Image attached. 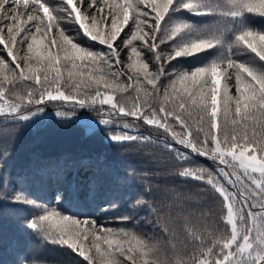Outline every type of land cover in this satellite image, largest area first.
I'll list each match as a JSON object with an SVG mask.
<instances>
[{"label":"trees","instance_id":"obj_1","mask_svg":"<svg viewBox=\"0 0 264 264\" xmlns=\"http://www.w3.org/2000/svg\"><path fill=\"white\" fill-rule=\"evenodd\" d=\"M116 2L122 0H108L107 4L101 0L98 5L103 11L95 14L102 28L110 26V20H105L108 5ZM183 2L185 0H176L161 23L157 40L164 42L159 44L162 57L159 62L155 53L140 41L132 45L140 51L139 58L131 53L130 48H125L124 39L135 30V25L130 23L122 33L124 39L116 44L120 51L118 66L109 67L99 62L74 68L71 61L65 60L64 51L50 43V38H59V29L49 31L44 37V44L48 45L46 49L41 46V51L58 54L55 67L61 73L59 80L53 79L56 76L54 69H49L46 83H38L35 78H21L19 70L12 71L18 64L27 73L25 62L19 59L8 64L7 60H12L9 57L7 66H0V82L5 85L6 92L3 98L22 105L14 114L0 113V264H88L76 251L53 240L57 227H72V221L63 220V216L92 220L103 226L97 232L100 237L108 235L105 230L111 229L113 237L124 240L125 248L133 249L131 255L135 264H193L201 256H206L207 260L214 258L207 255V249L212 247L209 241L227 237L228 226L222 219L225 215L223 197L206 180L209 175L217 176L229 192H240L238 186L234 187L220 176V165L215 160L180 145L163 128L120 113L119 108L123 106L127 111L134 104H143L145 109L157 112L161 107L178 110L171 86V81L176 79L173 73L190 72L213 61L231 58L264 71V60L236 43V36L241 31L264 32V15L249 12L237 17L228 15L230 0H195V10L183 8ZM44 3L54 11L67 7L65 0H44ZM20 11L23 12V8ZM65 17L67 13L61 11L59 25L75 43L93 52H109L106 45L85 35L74 19ZM22 20L26 22L24 26H30L26 17ZM178 25L187 27L174 38L167 39ZM32 31L35 32V28ZM3 35H7L6 29ZM23 35L21 32L17 40L23 39ZM37 38H40L39 34ZM199 39L217 42L211 48L167 62L174 49ZM28 42H31L30 37ZM13 47L18 50L19 57H29L31 67L40 68L37 75L42 81L47 62L38 64L37 54L28 52L26 43ZM133 61L147 63L152 73L164 68L157 93L152 94L151 87L147 86L149 94H145L143 75L137 83L135 71L128 67ZM76 63L81 62L77 60ZM69 72L73 73L71 78ZM117 72L123 75H114ZM225 84L228 95L234 97V73L226 81L221 79V92ZM175 87L176 93L183 95V86L178 80ZM57 88L77 101L85 99L89 104L95 98V103L89 107L79 106L65 100L52 101L47 96L41 104L28 103L29 93L34 94L35 101L42 91L56 93ZM166 89L171 93L168 96L165 95ZM98 92L100 95L111 94L116 107L96 101ZM220 107L222 109L223 105ZM234 107L233 101V111ZM37 109L40 114L20 115ZM82 116H89L99 123L89 126L79 119ZM168 123L177 135H184V129L174 120ZM247 127L249 135L254 127L257 135L264 132L259 124L253 126L249 123ZM113 135L137 139L117 141ZM179 154H183L184 159H179ZM184 169L202 172L205 180L181 175ZM141 199L144 203L137 204L136 201ZM252 203L250 200L244 208L241 230L249 224L248 209ZM179 209L191 221L187 230L196 231L203 244L185 234L182 221L179 225L175 223L174 217ZM46 210L57 211L60 215L52 217L38 229L31 228L29 222ZM257 210L252 208L254 212ZM85 226L81 224V227ZM166 226L170 227L167 232L164 231ZM121 230L130 235L124 237ZM85 243L95 254L92 237ZM100 243L101 253H105L107 246L102 240ZM257 252L264 255V245L254 243L253 256L245 257L243 264H257ZM115 258L125 260V257ZM111 259L106 254L97 256L96 264H108ZM260 264H264V260Z\"/></svg>","mask_w":264,"mask_h":264},{"label":"snow or ice","instance_id":"obj_2","mask_svg":"<svg viewBox=\"0 0 264 264\" xmlns=\"http://www.w3.org/2000/svg\"><path fill=\"white\" fill-rule=\"evenodd\" d=\"M67 7L65 9H50L44 0H0V66H7L14 60H23L25 68H20L16 64L12 71L19 70L21 78L29 80L35 78L38 83H46L49 80L48 71L54 69L56 76L54 80H59L61 73L55 65L58 61V54L41 51V46L46 49L48 45L44 44V37L53 29H59L58 39H51L50 43L57 45L65 53V60L71 61L74 68H85L87 64H96L103 62L109 67L118 66L120 63V51L116 48V44L124 39L122 33L129 28L130 23L135 25V30H131L127 39H124L125 48H130L132 54L141 56L137 47L132 46L133 42L140 41L145 48L155 53V59L159 62L162 57L159 55V44L163 40L158 41L157 35L165 16L168 14L176 0H122L108 5V13L105 20H110V26L106 29L102 28L101 21L98 20V11H103L101 0H65ZM107 4L108 0H102ZM231 7L228 15L237 17L244 12L264 15V0H230ZM183 8L195 10L197 4L195 0H185L181 5ZM23 8V12L20 9ZM66 12L67 17L72 18L79 25L82 32L94 41H98L109 48L108 53L93 52L87 48L81 47L74 42V38L65 34L60 27L58 17L60 12ZM22 17L27 18L30 26H24L25 21ZM20 23H17V22ZM186 25H178L173 28L167 39H172L177 33L182 31ZM35 28V32L32 29ZM5 29L7 35H3ZM23 32V39L17 40V36ZM37 34L40 38H37ZM29 37L31 42H28ZM217 41L214 39H199L191 44L174 49L169 54L167 62L175 57L182 55H191L204 49L214 46ZM27 44L28 52H35L37 63L47 62L44 68V76L41 81L37 73L40 68H33L28 64L29 57L18 56V50H14L13 45ZM236 43L241 44L244 48L255 53L260 60H264V32L253 30L241 31L236 36ZM79 60L81 63L77 64ZM137 75V83L143 75L145 94L148 95L147 86L152 89V94L157 93L159 81L164 75V68L161 67L157 73L149 70L147 63H137L133 61L128 64ZM235 74L236 95L234 97L228 95L227 84L224 85L221 92V79L225 81L230 75ZM114 75H123L121 72ZM176 79L171 81L172 93L176 94L177 109L168 110L161 107L158 112L152 109H145L143 104H134L133 107L125 111L124 107L119 108L120 113L143 119L144 122L151 126L163 128L165 132H170L172 138L179 143L190 148L192 151L203 154L220 165L219 174L226 178L234 187L239 188L242 200H238L235 192H229L220 182L217 176L209 175L206 182L212 185L223 197V206L225 215L222 217L223 222L228 226L227 237H222L216 241H209L212 247L207 249V255L214 257L209 260L193 261V264H243L245 257L253 256V244L264 245V132L257 135V131L248 133V124L253 126L259 124L264 129V71H258L244 63L237 62L234 59L227 58L223 61H213L210 65L198 67L190 72L180 71L173 73ZM73 73L69 72V78ZM131 79V78H129ZM180 82L183 95L176 93V82ZM171 93L166 89L165 95ZM6 95L5 85L0 82V99ZM100 93H97L99 96ZM47 99L65 100L72 103H78L79 106H90L85 99L75 100L72 95H66L57 88L56 95L51 92H41L40 98L34 101V94L29 93L28 103L41 104ZM234 101V111L232 103ZM102 103L112 104L113 97L107 96ZM92 103H95L93 98ZM223 105L222 109L220 105ZM8 112H19L22 105L8 104ZM39 110V109H37ZM3 111V107H0ZM185 113H188L185 116ZM59 115H63L60 113ZM222 116V120H221ZM174 120L182 129L184 135L180 136L175 133L172 126L168 123ZM107 122V121H105ZM127 127V125H125ZM229 128L231 130H229ZM195 132V136L193 133ZM202 134V138H201ZM112 138L117 141L137 139L133 136L113 135ZM195 140V142H194ZM199 145V146H198ZM171 147V146H170ZM179 159H184L183 154L178 155ZM183 176L194 177L196 179L205 180L204 174L197 170L184 169L180 173ZM252 201L251 207L248 209L247 227L241 230L240 225L244 220V208ZM137 204L144 201L137 200ZM179 208V206H177ZM257 208L258 211H252ZM182 209L176 211L174 217L175 223L183 222L185 234L192 237L193 241L204 243L203 239L197 235L196 231L187 230L191 221L187 216L182 215ZM60 215L57 211L46 210L42 215L33 218L29 222V226L38 229L45 222L51 221L52 217ZM63 220H71L72 227H57L56 235L53 240L70 247L82 256L88 264H96V257L107 255L112 257L108 264H135L131 255L133 249L125 248L124 240L113 237L112 230H105L108 235L100 237L97 235L103 226H98L92 220H79L72 217L63 216ZM81 224L87 225L81 227ZM169 226L164 228L167 232ZM121 234L124 237L129 233ZM253 234L254 237H253ZM92 237V243L95 247V254L92 248L86 246V240ZM107 246L105 253H101V243ZM235 246V248H234ZM219 249L217 252L216 249ZM205 255V253H201ZM125 257L124 261L115 257ZM257 264L264 260V255L260 252L255 254Z\"/></svg>","mask_w":264,"mask_h":264},{"label":"rangeland","instance_id":"obj_3","mask_svg":"<svg viewBox=\"0 0 264 264\" xmlns=\"http://www.w3.org/2000/svg\"><path fill=\"white\" fill-rule=\"evenodd\" d=\"M53 95H56V93H52ZM112 96L111 94H108V93H103L101 95L98 96V98L96 99V101H102L105 97L107 96ZM18 104V103H14V102H10V101H7L5 100L4 98L0 99V107H3V111H0V113H7V114H14V113H9L8 112V104ZM89 104H93L92 102H90ZM109 104V103H108ZM19 105V104H18ZM112 105V104H110ZM41 111L39 110H34L32 112H27V113H23V114H20L21 116H29V115H35V114H40ZM81 121H84L85 123H87L89 126H92V125H96L99 123L98 120H95L89 116H82L79 118ZM180 136H183V135H180ZM220 167V166H219ZM238 188V187H237ZM238 191V190H237ZM233 192V191H232ZM236 193V192H235ZM236 197L238 200H242L243 197L240 196V192L236 193ZM258 211V210H257ZM199 260H207L206 259V256H201L199 257Z\"/></svg>","mask_w":264,"mask_h":264}]
</instances>
